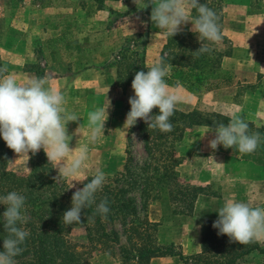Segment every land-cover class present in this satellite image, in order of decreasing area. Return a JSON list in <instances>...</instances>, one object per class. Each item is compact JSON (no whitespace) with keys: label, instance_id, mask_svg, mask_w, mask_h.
Here are the masks:
<instances>
[{"label":"trees","instance_id":"obj_1","mask_svg":"<svg viewBox=\"0 0 264 264\" xmlns=\"http://www.w3.org/2000/svg\"><path fill=\"white\" fill-rule=\"evenodd\" d=\"M153 3L154 0H150L146 8L147 14L150 13ZM200 3H206L216 13L221 29L223 0H200ZM192 11L195 16V10ZM185 35L184 31L169 35L161 59L170 65L173 71L188 69V74L202 73L208 64L206 60L210 57V52L198 51L203 41L191 46L185 44ZM168 52L170 54H167ZM134 53L138 55L137 52ZM216 55L221 56L220 53ZM129 69V80L119 74V84L123 89L132 85V72L145 71V66L131 64ZM6 74L0 58V76ZM158 113V107H154L150 115ZM229 119L219 113L204 116L197 111L186 112L175 108L170 117L172 130L169 132L149 128L147 122L140 123L147 161L142 167L133 168L132 156L128 152L123 173L114 179H107L95 194L94 203L82 209L81 221L72 224L63 221V213L72 206L74 191L82 188L92 177L77 188H70L68 183L56 174L44 151L40 153L39 159H33L29 172L9 169L15 151L0 137V195L17 191L26 197L23 213L27 219L22 227L28 232V236L20 245L22 251L14 258L15 264H92L93 251L118 243V232L108 230V223H114L118 219L129 244L132 243L133 234H138L142 241V245H133L130 249L121 248L125 260L134 257L139 264H150L153 258L178 256L184 264H189L188 259L176 250L175 244H160L153 236L152 233H157L160 223L148 219L147 199L150 193L157 192L154 197L178 203L179 207L174 208V214L192 216L195 203L199 195L204 193V189L192 186L180 177L177 168L181 161L176 157L177 145L182 141L185 132L194 126L216 128L219 123L227 125ZM249 131L262 134L256 151L264 153V125L256 128L249 123ZM137 189L141 191V198L144 200L142 218L135 200L127 196ZM101 201H106L109 208L106 214L97 211L96 206ZM5 210L6 206L0 204V214ZM214 221L215 219H207L201 225L202 251L190 258L194 264H237L254 252L263 256L258 264H264V247H260L255 241L240 244L230 240L227 234L218 235V229L212 226ZM151 230L152 232H149ZM77 231L84 232L85 243L74 239ZM7 235L3 224L0 223V251H3V238ZM209 251L214 254H208Z\"/></svg>","mask_w":264,"mask_h":264},{"label":"rangeland","instance_id":"obj_2","mask_svg":"<svg viewBox=\"0 0 264 264\" xmlns=\"http://www.w3.org/2000/svg\"><path fill=\"white\" fill-rule=\"evenodd\" d=\"M94 1L102 7L106 6L105 3L107 0ZM110 3L111 7L115 6V15L111 14L109 16L110 28L116 29L117 27L124 26L128 29L127 31L132 33L126 37L122 49L115 56V64L118 68V79L119 74H122L123 77L129 80L130 65L145 66L146 59L148 58L147 51L149 52V57L154 62L161 60L169 34H166L156 27L155 23L151 26L150 13L147 14L146 11L150 0H110ZM38 4L40 3L37 0H0V58L4 67L2 57L4 49L12 51L13 49L19 48V46H27L35 52L38 60V63L33 65L31 71H34L38 76H45L47 74L46 66H44L45 60L50 57L48 48L50 33L48 29L53 25L55 27L53 30H59L61 20L42 19L46 15L41 13V8L39 6L37 7ZM156 4H152V7ZM191 14L193 15V11ZM222 15L221 39L214 43L206 42L207 47L211 51H209L210 57L206 60L208 64L204 68V72L188 74V69L173 71L172 67L168 65L169 70L165 79L168 81L170 90L179 97L175 105L176 109L186 112L197 111L206 116L217 113L214 111L217 110L216 108L220 109L223 107L225 109L226 105H232L233 109H239L243 103L242 96L248 85L241 83L240 80L237 82V76L231 66V59L234 55L241 59L242 53L240 50L242 47L240 45H249V42L243 41V37L241 36V38L238 37L236 39L234 37L235 39H231L224 32L227 31L228 33L233 32L236 34L239 32L238 28H241L243 30L248 29L250 33L255 32L256 34L258 30H264V0H223ZM225 22H227V29H225ZM191 28V21H187L180 26V31H184L186 34L184 43L190 46L199 44L202 41L198 38L197 33L190 30ZM137 46H139V49H136ZM247 46L244 48L246 49ZM9 50L8 52H10ZM134 52H137L138 55H135ZM218 53L221 56L216 55ZM167 54H170V52ZM9 56L12 57L11 54ZM4 69L11 70L7 67H4ZM9 71H6V76L11 74ZM146 71H148L147 67H145ZM132 74L135 76V72H132ZM18 75V70H15L13 77L16 81ZM133 95L125 93L123 95V97L125 96L124 99L117 100L118 104L121 103L122 110H117L119 107L117 104L114 109L113 107L115 105H112V110H104V129L95 142H89L88 140L90 129L88 127L87 112L84 114L83 122L74 123V121H68L65 123L67 134L69 135V147L72 149L76 147L78 150L87 144L90 156L87 166L80 175L75 177L60 176L59 164L50 161L56 174L64 179L70 188L75 189L86 179L93 177L97 169L104 171L105 182L108 181L107 179H114L120 176L127 163L128 152L132 156L133 168L142 167L144 162L147 161L148 156L144 150L140 133V123L145 122V120L137 118L136 124L132 126L125 125L126 115L131 108L129 97ZM211 95L217 98H212ZM89 103L88 113L96 108H102L99 105H94L91 99ZM42 151H44L43 148L35 153L31 151L28 153L15 152L12 156L9 169L12 168L17 171L29 172L32 168L33 159H39ZM176 157L181 162L187 161L185 157ZM187 183L196 186L190 182ZM156 195L157 192H152L147 199L146 212L148 219L151 222H158L160 225H189V230L186 235L181 236L182 239H177L178 241L173 242L163 243L160 240L159 227L157 233H152L153 236L157 238L160 244H175L176 250L188 259L189 264H194L190 258L200 254L197 253V250H199V241L201 243L199 218H184L182 215L174 214V208L179 207L178 203H172L165 198L154 197ZM127 196L135 200L138 209L141 211L144 201L141 198V191L139 189L133 190ZM210 202L213 201L210 200ZM140 215L142 218L144 213L141 211ZM108 230L110 232L112 230L117 231L120 235L119 241L118 243H112L110 247L103 246L97 251H93L91 255L92 264H139L134 257L130 260H125L121 252L122 247L130 249L133 245H142L139 235L133 234L132 243L129 244V239L124 233L119 219L114 223L109 222ZM149 232H152V230ZM84 236V232L77 231L74 239L79 240L78 242L80 243H85ZM167 239L169 238L167 237ZM208 254L213 255L214 253L209 251ZM260 260L257 257H251L246 262L243 261L238 264H258ZM165 264H184V262L178 256H174L172 257V261Z\"/></svg>","mask_w":264,"mask_h":264},{"label":"crops","instance_id":"obj_3","mask_svg":"<svg viewBox=\"0 0 264 264\" xmlns=\"http://www.w3.org/2000/svg\"><path fill=\"white\" fill-rule=\"evenodd\" d=\"M37 1L40 3L37 7L39 6L41 13L46 15L42 19L61 20L59 30H53V25L48 29L50 57L45 60L44 65L47 74L38 76L31 71L38 60L35 52L27 46H19L12 51L4 49V67L11 69L7 70L12 76L14 71L18 70L17 83L21 85L34 78H43L45 87L62 92L65 96L62 105L64 113L78 117L74 123L84 121V114L87 112L88 115L90 99L94 105H99L104 110H112V105H115L114 109L116 104L120 107L117 110H122L123 107L117 100L124 99L125 93L134 94V90L131 86L127 89L121 88L115 56L122 49L126 37L132 33L124 26L110 28L109 16L115 15V6L111 7L110 0L102 7L94 0ZM157 1L159 0H154L153 4ZM153 25L151 20V26ZM227 28L226 26L225 29ZM238 29L236 34L227 31L224 34L231 39L243 37V41L249 42V45H240L241 59L235 55L231 59L237 82L240 80L248 87L242 96L240 110L226 105L225 109L221 107L214 111L229 118L241 116L248 124L252 123L259 128L264 125V30H258L255 34L250 33L248 29ZM136 49H139V46ZM147 57L145 67L148 68L156 61L149 57L148 51ZM211 97L217 98L212 95ZM215 129L209 126H194L185 132L177 146V156L187 158V161L181 162L177 168L180 177L204 189V193L199 195L195 203L192 216L183 215L184 218H199V233L204 220L218 218L216 210L226 198L231 197L253 207L264 206V153L256 150L252 153H240L235 146L225 148L219 144L213 149L209 141L214 138ZM188 227L189 225H160V240L163 243L178 241L177 239H182V235H186ZM253 241L264 247V238ZM200 252L199 241L197 253ZM249 257L263 258L254 252L239 263ZM170 261L172 257L153 258L150 264H165Z\"/></svg>","mask_w":264,"mask_h":264},{"label":"clouds","instance_id":"obj_4","mask_svg":"<svg viewBox=\"0 0 264 264\" xmlns=\"http://www.w3.org/2000/svg\"><path fill=\"white\" fill-rule=\"evenodd\" d=\"M195 10L196 15L191 14ZM150 19L155 26L171 36L180 31V26L192 22L191 31L198 34L204 43L199 52H209L206 42L221 39V29L216 13L200 0H159L151 11ZM168 65L163 59L148 67V71H138L132 80L134 95L129 97L130 111L126 115L125 125H134L137 118L148 123L149 128L161 132L172 130L170 117L174 113L179 97L170 90L165 77ZM43 78L31 79L27 84L17 83L9 74L0 76V137L16 153H28L43 148L48 160L59 164V175L75 177L81 174L89 161L88 145L78 150L69 147L65 123L78 117L64 113L62 105L65 96L62 92L45 87ZM158 107L159 113L150 115ZM105 111L96 108L88 113V140L95 142L104 129ZM261 133L250 132L249 124L241 116H233L227 125L219 123L215 136L209 141L210 147L217 145L233 148L240 153H252L261 143ZM70 161V162H69ZM62 162V163H61ZM105 182L104 171L97 169L95 175L82 188L72 195V206L63 213L66 224L81 221L82 209L94 203L95 194ZM26 197L17 191L0 195V204L6 210L0 214L8 235L3 238V251H0V264H15V257L22 251V245L28 232L22 227L26 223L23 213ZM101 214L109 212L106 201L97 204ZM218 218L213 227L219 234H227L230 240L247 244L264 238V206H250L246 202L226 198L217 210Z\"/></svg>","mask_w":264,"mask_h":264}]
</instances>
